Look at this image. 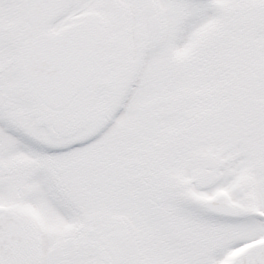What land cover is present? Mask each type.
Listing matches in <instances>:
<instances>
[{"label":"snow or ice","instance_id":"obj_1","mask_svg":"<svg viewBox=\"0 0 264 264\" xmlns=\"http://www.w3.org/2000/svg\"><path fill=\"white\" fill-rule=\"evenodd\" d=\"M0 264H264V0H0Z\"/></svg>","mask_w":264,"mask_h":264}]
</instances>
